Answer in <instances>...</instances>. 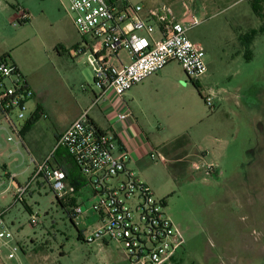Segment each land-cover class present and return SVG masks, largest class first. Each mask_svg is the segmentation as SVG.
<instances>
[{"label": "rangeland", "instance_id": "1", "mask_svg": "<svg viewBox=\"0 0 264 264\" xmlns=\"http://www.w3.org/2000/svg\"><path fill=\"white\" fill-rule=\"evenodd\" d=\"M142 1L146 8L166 4L178 14L183 8L194 13L199 24L189 38L203 46L208 72L190 80L172 62L128 91L114 110L131 112L154 146L183 135L191 140L179 162L169 160L180 165L176 176L157 152L154 160L144 156L129 169L165 202L183 233L181 264H264V0ZM255 2L261 16L253 11ZM24 12L27 21H21ZM82 43L60 0H0V57L9 55L34 93L24 118L17 109L11 120L21 128L37 105L43 108L40 127L24 137V146L0 116V209H7L4 220L25 264H132L115 241H80L78 229L85 227L73 223L69 207L59 204L42 176L32 181L22 203L11 206L12 184L23 186L32 178V139L41 138L46 149L52 134L100 94L88 56L71 53ZM121 56L128 60L126 52ZM210 93L213 108L205 102ZM104 103L89 116L106 127L110 107ZM85 195L80 192L78 202ZM0 264L12 262L4 257Z\"/></svg>", "mask_w": 264, "mask_h": 264}, {"label": "built area", "instance_id": "2", "mask_svg": "<svg viewBox=\"0 0 264 264\" xmlns=\"http://www.w3.org/2000/svg\"><path fill=\"white\" fill-rule=\"evenodd\" d=\"M60 1L73 17L83 39L73 56H88L100 94L95 96L90 108L60 134L55 148L46 158L37 161L30 155V163L34 166L32 178L23 186L12 184L11 206L22 203L32 181L42 176L56 196L68 205L77 227L86 218H97L95 226L81 231L84 242L115 241L132 264H176L178 252L185 244L183 233L167 215L165 202L156 198L151 187L128 169V141L122 142L118 133L101 131L89 112L110 95L123 99L134 86L172 62L179 63L190 80L204 76L208 72L205 50L189 38V32L199 21L191 10L183 8L178 14L166 4L146 8L142 0ZM20 17L21 21H27L25 12ZM122 52L127 53L129 61L122 58ZM33 96L17 66L8 59L0 60L1 115L19 137L18 145L24 144L21 128L13 123L11 115L19 109V118H24L23 111ZM213 98L212 93L205 97L209 108H213ZM130 118L129 111L116 114V121L120 123ZM8 141L15 140L9 136ZM60 148L73 159L85 186L90 189L87 201L78 202L80 190L67 184L66 173L54 163ZM156 152L150 153L153 160ZM160 155L163 162H167ZM6 212L7 209H0V261L6 257L12 264H25L20 257L23 251L4 220ZM31 223L38 224L33 214ZM4 253H8L7 256Z\"/></svg>", "mask_w": 264, "mask_h": 264}, {"label": "crops", "instance_id": "3", "mask_svg": "<svg viewBox=\"0 0 264 264\" xmlns=\"http://www.w3.org/2000/svg\"><path fill=\"white\" fill-rule=\"evenodd\" d=\"M76 49L77 48L71 50L72 55ZM127 61H129V60H127ZM28 84H29V82H28ZM29 86H30V84H29ZM30 88H31V86H30ZM124 101H125L124 98L119 99L118 97H116L114 95H110L109 98L104 99V102H105L104 106L110 107V109L107 111V113L105 115L108 118V124L106 127L98 124L92 118H91V120L101 131L106 132L108 134H112V135H116L118 133L120 135L119 139L122 142L125 143L128 141V148L130 151V160L128 162L127 167L129 169V165L133 164L134 162H138L139 159L143 158L144 156H150L151 151L155 150L158 153H160L161 152L160 148L164 145H167L168 143H170L172 141L163 143L162 145H160L158 147L154 146V144L151 141V138L148 136L149 134H147V132L143 128H141V126L137 122V118H135V116L133 114H132V118H130L128 121H124L122 123L117 122L116 121L117 120L116 114L119 112H124V111L115 112L114 109H120L121 106L123 105L122 103ZM39 106L41 107V105H39ZM96 106H98V104ZM37 107H38V105H37ZM92 108L90 109V111L92 110ZM41 110L43 112L42 107H41ZM81 114H82V112L77 116V118ZM41 115L42 114H40V116ZM73 122L69 123L63 130L56 131L54 134H52L51 142L46 149L42 145V139L41 138L32 139V141H31V144H33L32 152L27 149L29 151L30 155H32V157H34L37 161H42L44 158H46L55 148L60 134L62 132H64ZM39 127H40V125H39V120H38L37 123L35 124V126L26 134V136H28L32 131H34L35 129H37ZM26 136H25V138H26ZM23 142H24V144H23V146H24L25 145L24 138H23ZM54 163L66 173L67 184L72 185L71 184V178L73 176L78 175V177H80V182H82V185H83L82 188L80 189V192H82V193L85 192V194H86L85 196H87V198L84 199V201H87L91 196V191L88 187L85 186L84 179L81 176L76 164L74 163L73 159L67 154V152L64 149L60 148L59 150H57V152L55 154ZM165 164H166V162H165ZM129 170L136 173L135 171H133L131 169H129ZM86 188H87V192H86ZM95 222H96L95 217L92 216L89 219L86 218V220L81 222L80 226H84L85 228H91V227L95 226L94 225ZM80 226H78V227H80ZM79 231H81V230H79ZM105 244H107V243H105ZM180 259L181 258H179V256H178V260H180Z\"/></svg>", "mask_w": 264, "mask_h": 264}, {"label": "trees", "instance_id": "4", "mask_svg": "<svg viewBox=\"0 0 264 264\" xmlns=\"http://www.w3.org/2000/svg\"><path fill=\"white\" fill-rule=\"evenodd\" d=\"M257 3H253L252 7H253V11L255 14L261 16L262 15V9L260 7H257L256 5ZM9 55H4L2 57H0V60H5L8 59ZM201 94V93H200ZM202 98V95H200ZM40 114H43L41 107L38 105L37 110L35 112V114L21 127V136L22 138H24L26 136V134L35 126V124L37 123V121L40 119ZM0 116L1 115V108H0ZM191 146V140L187 135H183L182 137H179L175 140H173L172 142L168 143L167 145H164L160 148V153L167 159L166 165L168 167L169 172L173 175L176 176V174H180L178 172V169H180V165H176L177 163H170V161H174V162H179L181 160V155L185 152V150ZM183 171H185V167L182 166ZM71 184L77 189L80 190L82 188V182H80V177H78V175H75L71 178ZM57 200L59 202V204L63 207V208H68V205L63 203L62 200H60L57 197ZM69 217H70V213H69ZM70 219L73 221V219L70 217ZM74 223V222H73ZM78 239L80 241H83V237H82V233L81 231L78 230ZM175 263L176 264H181L183 263L182 259L180 260H176L175 259Z\"/></svg>", "mask_w": 264, "mask_h": 264}]
</instances>
